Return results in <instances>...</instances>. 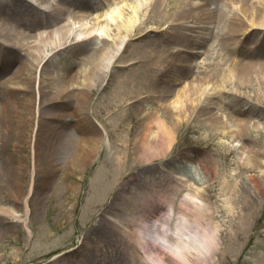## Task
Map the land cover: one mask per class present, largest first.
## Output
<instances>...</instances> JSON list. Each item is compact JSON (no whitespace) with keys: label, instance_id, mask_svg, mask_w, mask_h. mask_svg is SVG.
<instances>
[{"label":"rangeland","instance_id":"obj_1","mask_svg":"<svg viewBox=\"0 0 264 264\" xmlns=\"http://www.w3.org/2000/svg\"><path fill=\"white\" fill-rule=\"evenodd\" d=\"M41 1L0 0V206L3 204L4 208L21 212L20 199L13 193L19 181L17 170L23 166L25 184L19 183L18 188L23 196L29 192L26 222L29 230L13 215L0 211V264H116L115 257L120 246L114 238L117 237L116 232H105L104 250L99 254L95 252V240L104 229V213L116 210L120 201H125V197L132 198L134 192L140 190L151 193L154 188H165L164 196L174 202V215L169 222L173 231L177 222L176 213L183 209L179 207V201L191 189L189 186V189L172 187L171 181L165 180L166 176L170 177L166 173L152 180L151 176L157 173L158 167L172 174L176 171L184 180L197 183L202 182L198 174L200 171L209 178L204 186L207 187V183L210 185L212 197L203 201V207L213 215L212 225L218 228L219 244L212 253L211 261L202 260L199 256L194 260L196 264L201 261H204L201 264H264L263 77L260 74L252 73L245 77L235 73L227 81H208L209 85L223 84L227 90L217 95L208 94V103V98L200 104L195 102L192 114L182 113L181 122L177 124L169 110L173 91L187 86L186 82L201 75L199 68L188 66L189 61L211 63L215 55L213 53L210 58L204 55L197 58L196 55L192 59L182 50L175 55L170 54L172 46L185 49L183 45L187 44L179 35L185 29L171 23L180 18L175 13L184 7L187 9L188 0H180L182 6L172 0L165 1L166 11L160 15L153 14L152 0H120L118 4L124 6V15L136 21L128 31L129 39L103 74L87 71L77 74V70L94 65L96 50L103 46L104 39L92 33L78 40L74 36L75 29L68 34L59 31L65 25L61 24L63 22L74 21V28L78 27L74 17L76 13L69 11L74 7L70 0H56L54 10L46 12L42 19L34 18L33 12ZM214 2L212 6L217 5L216 10H221L220 1ZM244 2L256 4V0ZM74 8L77 13L79 9L84 10L83 7ZM224 14L216 18H225ZM144 15L145 22L142 21ZM184 17L191 19L187 10ZM109 22L115 28V23ZM165 23L169 25L166 30ZM87 24L91 21L87 20ZM57 30L55 37L59 42L44 39L48 31L54 37L53 33ZM213 30L208 31L203 49H212L216 45L213 51L239 61L244 59L247 50H251L257 58L264 52V44H257L255 34H251L242 36L237 50L232 49L229 53L225 45L216 44L218 40L214 37L220 35V31L215 27ZM39 31L44 33L40 38L44 42L37 35ZM121 35L125 33L121 32ZM34 38L40 44L39 51L31 45ZM49 50L51 54L43 56ZM259 52L261 54H256ZM170 55L177 57L171 58ZM20 64L31 68L30 72H23L24 83H19L24 85V89L12 88L9 81V74ZM119 64L130 66L121 69L117 66ZM74 73L78 76V83H73L77 87L68 84L72 82L68 81V77ZM65 86L55 101L52 91ZM233 86L252 97L239 96L230 90ZM37 90L42 98L34 144L38 168L31 177L27 170L30 171L31 137L36 126L34 103H27V99L36 95ZM83 93L90 96L88 105L96 121L111 123L107 127L101 125L107 141H99L97 154L92 159L82 158V154L78 158L81 152L77 155V147L87 140L83 132L86 124L80 122L77 116L70 118L66 115L74 105L70 99L74 100L77 94ZM129 97L137 100L125 110L118 109V103ZM10 99L16 101H13L15 110H11ZM116 108L118 110L115 111ZM155 108L173 128L174 141L167 158L162 160L157 156L151 160L152 163H148L145 157L151 153L136 154L140 135L137 130L141 124L139 113ZM57 112L63 115L54 119L49 117ZM209 112L244 117L249 123L238 135L229 136L217 130ZM254 123L259 126L254 127ZM88 144L91 142L88 141ZM76 156L80 160L71 163ZM204 158L208 159L207 175L198 162ZM206 178L203 181H207ZM136 198H140L139 195ZM134 235L133 232L126 233L127 237L135 238ZM168 241L173 244L174 238L169 235ZM140 259L127 258L121 264H141ZM171 259L166 252V262L171 263Z\"/></svg>","mask_w":264,"mask_h":264},{"label":"bare ground","instance_id":"obj_2","mask_svg":"<svg viewBox=\"0 0 264 264\" xmlns=\"http://www.w3.org/2000/svg\"><path fill=\"white\" fill-rule=\"evenodd\" d=\"M45 0H42L40 3L43 8L45 7ZM120 0H115L113 3L107 2L105 7H100L97 11L96 10H83L81 11L79 9V13H77L74 17L77 19L78 27L74 28V21L72 23H66L63 22L61 24H65L60 27L59 31L66 32L68 34L69 32L73 31L75 29V35L76 38L84 37L87 34H95L100 37H102V40L104 39V44L101 48H98L96 50V56L94 61V65H90L87 69L83 70L84 68H79L77 70L78 73H83L87 71V73L91 72H101L102 74L107 71V69L111 66V64L115 61L116 56L120 52L125 38L128 37L129 39V33L128 31L131 30V28L134 27V22L136 21L135 18L132 17H126L124 15L123 8L124 6L121 4H118ZM167 0H152L153 3V14L160 15L164 13V2ZM229 0H226L228 2ZM232 1V0H230ZM243 3L240 6L239 11L235 12L234 10H231V13L226 14L227 19L226 21H221L219 25L220 35H216L214 38H216L218 41L216 44H220L221 46L225 45V48L227 51H231L232 49H236L239 47L238 45L242 42V36L246 33L247 29L250 28L251 32L255 31L252 29H257L255 32H258L261 30V32L256 35V37L264 44V36L261 35V33L264 31V0H256V4H248L242 0ZM172 2H175L177 5H181L179 2L180 0H172ZM137 7L139 5L137 4V1H134ZM151 3V4H152ZM80 6L88 7L87 3L81 2ZM77 6V7H80ZM135 6L137 11V7ZM182 6V5H181ZM191 7H194L193 5H189ZM200 6V5H199ZM76 7V6H75ZM198 8V7H197ZM193 9L196 11V9ZM186 7L179 10L175 15H179L180 19H184V15L186 14ZM137 14V12H135ZM207 13L204 19H208L210 12H204ZM198 16V15H197ZM194 16V17H197ZM118 17V18H117ZM190 18L193 17V14L189 16ZM199 17V16H198ZM178 18H175L176 20ZM179 19V20H180ZM87 20L91 21V24H87ZM147 19L145 18V15L142 19L143 22H145ZM109 21H112L114 24L110 23ZM204 23H209V21L204 20L203 21V28H201V32L204 35L205 29L208 27L204 26ZM71 24V25H70ZM184 24V25H181ZM73 26V28H72ZM181 28H187L189 24L184 21V23H177L175 27ZM180 29V28H179ZM43 31L38 32L39 39L41 38ZM49 32V31H48ZM46 33L44 36V39L47 41H53V42H59L60 40L55 37V34L57 32L53 33L54 37L50 33ZM121 32H124L125 35H121ZM200 32V33H201ZM181 32L179 35L182 39H185V41H191L193 43L196 42V38L192 37L190 34ZM248 34V32H247ZM78 35V36H77ZM199 38V36L195 35ZM263 36V37H262ZM107 38V39H106ZM202 38V37H201ZM38 39V40H39ZM54 39V40H53ZM109 39V40H108ZM36 38L32 39V46L37 47V50L39 51L38 46L40 45L38 42L35 41ZM44 40V41H45ZM40 41H42L40 39ZM42 41V42H44ZM187 46V45H186ZM216 45H213L212 49H215ZM220 46V47H221ZM234 46L235 48H232ZM173 47V46H172ZM200 46H194L192 48H199ZM212 49H205L203 54L206 58H210L213 53L215 55L213 56V61L208 63V61H205L201 67H204V69L200 70L202 71L201 76H196L192 79H190L187 83V86H181L180 89H178L176 92L173 91V98L171 99L170 103V114L174 116L175 122L179 124L181 120L179 118L180 115L185 113L186 115H190L193 112L194 103L200 104V102H203L208 98V94L217 95L220 92H225L226 86L223 84H217L212 83L209 85L208 81H212V79L215 80H223L227 81L230 80L235 73H240L241 75L247 77L253 75H261L264 79V52L261 54L259 58L255 57V54H252L251 50H247V53H244L247 59H242L240 61L235 60V58L230 56H222L218 54V52L213 51ZM259 49L262 50V47H259ZM173 51V49H172ZM178 52H173V55L177 54ZM243 53V52H242ZM51 54V50L44 53L43 56H49ZM171 54V53H170ZM171 58L177 57L170 55ZM217 59L216 62L214 60ZM42 60V59H41ZM40 60V62H41ZM39 62V63H40ZM29 64H32L29 62ZM206 64V65H205ZM209 64V65H208ZM189 67L193 68V64H188ZM207 66V68L205 67ZM27 67L20 65L17 69V73L15 72V75H9L12 85L10 86H17L19 83H21L25 77H23L24 71H29ZM77 74H72L71 77H68V81L71 80V83H75L78 76ZM210 74V75H209ZM37 80V77H35ZM247 82V80H244ZM17 83V84H14ZM70 82H68L69 84ZM89 85L92 84V82H88ZM210 86V87H208ZM19 89H24V85L17 86ZM66 88H60L58 91H52L53 98H58L59 94L63 92V90ZM211 89V90H210ZM224 89V91H222ZM227 90V89H226ZM230 90H233L235 93H237L239 96L243 97H252L251 94L244 93L241 91H238L235 86L231 87ZM42 95V94H41ZM242 98V97H239ZM41 96L39 94V90H37L36 95H33L31 99H27V103H34L35 109L34 113L35 116H39L38 107L41 101ZM79 100L83 101L80 102ZM10 107L11 110H15V106L13 101L14 99H10ZM76 103L74 104L77 107H83L85 103H87V96L85 94H81L79 96H76ZM210 101L208 98L207 103ZM16 102V101H15ZM166 101L165 103H167ZM166 105V104H165ZM157 108L154 110H150L149 112L143 111V117H142V125L139 130H137V133L141 136L139 137V143L140 147L143 149L146 145V137L151 135L149 144L150 146L159 147V150L155 152H159L163 150L164 148H169L172 144L173 140V134L171 128V125H168L167 122L159 116ZM211 113V112H209ZM86 114V113H85ZM212 121L216 124L217 130H219L221 133H227L229 136H232L233 134H239L244 128L248 126L249 121L246 120L244 117H237V116H228L224 115L222 113H216L213 112L211 115ZM147 118V121L145 122L144 119ZM212 124V123H211ZM209 124V125H211ZM254 127H258V124H253ZM102 136V135H100ZM34 137V135H33ZM33 141V138H32ZM97 143L88 144V142H82L80 146L77 147V155L78 152H81L78 155L82 154L85 159H92L93 156H96L97 154ZM85 154V155H84ZM154 156L158 155L157 153H153ZM145 156V155H143ZM153 156H147L146 159H151ZM77 156L74 159H71V163L75 164L78 159ZM36 152L35 149H33V152L31 154V165L29 167L27 172L30 174L31 177L36 173L38 168V162L36 163ZM199 164L202 165V168L204 169V172L206 175L208 174V169L206 167V163L208 162L207 158H204L202 160H198ZM82 163V161H80ZM25 164V162H23ZM162 164L163 163H159ZM24 166L22 169L17 170V174L19 175V181L17 184V189L13 193L14 196H17L20 199L21 202V212L16 211L17 209L13 208H4L3 204L0 206V211L9 213L13 215L17 220L21 221L22 224L26 229L27 225V217L29 212V205L27 201V195L23 196L21 194L19 187V183H24L23 177H24ZM164 174V172H162ZM161 172H158V176L161 177ZM200 179L202 182H192V189L188 190L183 196V199L189 200L195 203H198L199 207H194V213L191 215V217L184 216L182 214L177 215V222L175 223L174 230L172 231L174 242L171 244V246L167 245L168 241V235L167 232L170 230V227L168 226L169 219H170V213H165L163 216H155L152 217L151 215L142 214L138 216L137 218H130L129 223L135 222V224L139 223L141 224V227L143 224H147L150 222L152 227H156L155 229L158 231L159 235L158 238L153 239L155 247H149L145 248L144 246H140L139 239L143 238V236H140L138 233L136 236H138L135 239H132V237H127L126 242L129 246L132 247V249L138 253L139 257L142 259V264H168L166 263L164 259L165 252H168L171 256V261L173 264H196L195 259L199 256L202 257V260L211 261L212 260V253L216 248L218 247V240H217V234H218V228L215 226V224L212 225L213 221V215L209 212H207L203 206V201H208L211 197V189L210 185L207 183V187L204 186L205 182L209 181V178H206L204 175L201 174V171L198 172ZM173 177L176 179H183L182 175L173 174ZM207 181H203V179ZM21 179V180H20ZM173 178L166 176L165 180L170 181ZM156 180V179H155ZM190 181V180H189ZM256 187V182H254ZM177 184H179L177 181H174L172 184V187H176ZM186 184V183H185ZM181 186V185H178ZM31 189V182H29V191ZM165 188L159 187L154 188L150 190V192L153 195H156V199H159V196H164V190ZM159 195V196H158ZM196 204V205H198ZM203 208V210H202ZM172 206H169L170 212H172ZM167 220V221H166ZM29 230V229H28ZM146 238V237H145ZM140 249H143L145 253L149 252V255L145 256V258L142 256ZM147 249V250H145ZM159 252H158V251ZM204 261H201L199 264H201Z\"/></svg>","mask_w":264,"mask_h":264}]
</instances>
